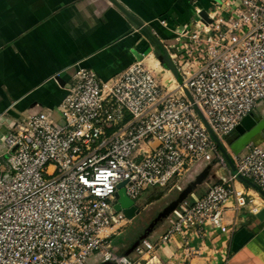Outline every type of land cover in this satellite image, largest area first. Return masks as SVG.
<instances>
[{"label": "built area", "instance_id": "built-area-1", "mask_svg": "<svg viewBox=\"0 0 264 264\" xmlns=\"http://www.w3.org/2000/svg\"><path fill=\"white\" fill-rule=\"evenodd\" d=\"M200 12L176 29L174 72L156 74L142 57L104 79L73 66L57 119L40 107L1 126L0 264H190L211 231L228 230L224 201L248 204L232 171L178 202L129 254L114 244L132 219L115 209L118 183L139 211L143 193L172 189L218 155L211 132L220 140L261 114L264 0ZM233 164L264 192V140Z\"/></svg>", "mask_w": 264, "mask_h": 264}, {"label": "crops", "instance_id": "crops-1", "mask_svg": "<svg viewBox=\"0 0 264 264\" xmlns=\"http://www.w3.org/2000/svg\"><path fill=\"white\" fill-rule=\"evenodd\" d=\"M214 2L0 0V128L40 107L53 109L63 97V84L73 66L93 68L103 79L140 57L152 70L162 68L161 60L167 67L165 56L178 40L177 27L188 23L196 10H208ZM257 110L264 113V104ZM237 137L234 130L218 139L227 142L218 146V155L211 162L203 164L211 166L193 189H200L194 197L203 195L212 182L232 171L235 153L228 140ZM251 140L263 142L264 128ZM234 187L247 194L248 204L235 210L232 198L224 201L223 223L228 230L211 231L204 239L202 254L192 257L190 264H264V195L241 180L235 181Z\"/></svg>", "mask_w": 264, "mask_h": 264}, {"label": "water", "instance_id": "water-1", "mask_svg": "<svg viewBox=\"0 0 264 264\" xmlns=\"http://www.w3.org/2000/svg\"><path fill=\"white\" fill-rule=\"evenodd\" d=\"M114 3H116V2H114ZM116 5H118V4H116ZM121 10H123V8H121ZM123 12H125V14L129 18L134 20V22H136L138 25H140L145 30V32L152 37V35L150 34V32L148 31V29L145 26H143L139 21H137L126 10H123ZM200 15L203 18H206V14H205L204 10H202L200 12ZM165 59H166L167 67L169 68V70L174 72L173 66L170 63L169 58H168L167 55L165 56ZM263 128H264V113H261L259 118H257V119H250V122L248 124L237 125L235 127V131L237 132V136L238 137L234 141H232V139L228 140V142H231L230 148L233 150V152L235 154L239 153L242 150V148L244 147V145L251 140V137L255 133H257L258 131L263 129ZM211 135H212L213 139L215 140L216 144L220 147L221 144H220L218 138L212 132H211ZM210 166H211L210 164L205 165L202 168V170L195 175L194 179L191 180L184 188H182L178 192V194L176 195V197L174 199H172L170 202H168L160 211L157 212L156 216L151 220V222H149V224L145 228L144 232L141 235H139L128 246V248L124 251V254H129L131 252V250L133 249V247L137 244L139 239L144 237L156 225V223L160 219H162L163 217L167 216L171 212V210L175 207V205L178 202H180L181 200L187 198L188 195L190 193H192L193 189L197 185L202 183V181L204 180V178L206 177V175H207V173H208V171L210 169ZM231 167H232V172H234L236 174V176L239 178V180H241V181L247 183L248 185L256 188V185L251 180L243 177L242 175H240L237 172V170H236V168H235L233 163L231 164ZM122 185H123V182H120L116 186L117 187V191L115 192V197H116L115 209L121 210L127 218H133L138 213V204L134 203L131 199H129L124 194V190L122 188ZM259 192L264 195L263 191L259 190ZM99 264H111V263L108 262V261H105V262H101Z\"/></svg>", "mask_w": 264, "mask_h": 264}, {"label": "rangeland", "instance_id": "rangeland-1", "mask_svg": "<svg viewBox=\"0 0 264 264\" xmlns=\"http://www.w3.org/2000/svg\"><path fill=\"white\" fill-rule=\"evenodd\" d=\"M173 66V64H172ZM158 67V66H156ZM161 67L158 68L157 70H153L156 74H159L160 70L163 72L162 74L167 72V67L165 63L161 60ZM174 70V68H173ZM175 71V70H174ZM161 75V74H160ZM52 113V116L57 119L58 116L55 112L50 110ZM249 118L246 117L243 122L248 124L250 121L248 120ZM227 141L221 142L220 144H225ZM198 166L195 171H190L191 173L188 175H185L187 171L183 174L182 178L176 182V185L171 189H166L163 190L162 193L160 192H151V196H147V192L143 193L141 195V198L139 199V206L140 210L138 213L130 220V222L125 226L123 229L122 233L114 239V244L115 246L119 249L128 247L140 234H142L145 230V228L148 226L149 222L156 216L157 212L160 211L168 202H170L172 199H174L177 195V193L184 188L191 180L194 179L195 175L202 170V168L205 165H196ZM194 166V167H196ZM191 167V168H194ZM190 170V169H189ZM193 170V169H191ZM196 190L200 189H195L192 193L188 195V197L193 196L196 194ZM151 197V198H150ZM150 198V200H149Z\"/></svg>", "mask_w": 264, "mask_h": 264}, {"label": "trees", "instance_id": "trees-1", "mask_svg": "<svg viewBox=\"0 0 264 264\" xmlns=\"http://www.w3.org/2000/svg\"><path fill=\"white\" fill-rule=\"evenodd\" d=\"M126 248H128V247H125V248H119V251L121 252V253H124V251L126 250Z\"/></svg>", "mask_w": 264, "mask_h": 264}, {"label": "flooded vegetation", "instance_id": "flooded-vegetation-1", "mask_svg": "<svg viewBox=\"0 0 264 264\" xmlns=\"http://www.w3.org/2000/svg\"><path fill=\"white\" fill-rule=\"evenodd\" d=\"M178 194V193H177Z\"/></svg>", "mask_w": 264, "mask_h": 264}]
</instances>
